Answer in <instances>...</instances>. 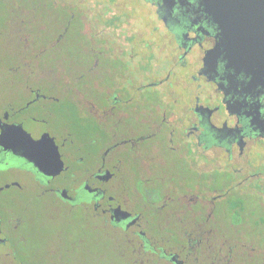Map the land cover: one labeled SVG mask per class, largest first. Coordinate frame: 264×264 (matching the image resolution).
Listing matches in <instances>:
<instances>
[{
	"label": "flooded vegetation",
	"instance_id": "flooded-vegetation-1",
	"mask_svg": "<svg viewBox=\"0 0 264 264\" xmlns=\"http://www.w3.org/2000/svg\"><path fill=\"white\" fill-rule=\"evenodd\" d=\"M105 251L264 264V88L199 0H0V257Z\"/></svg>",
	"mask_w": 264,
	"mask_h": 264
},
{
	"label": "water",
	"instance_id": "water-1",
	"mask_svg": "<svg viewBox=\"0 0 264 264\" xmlns=\"http://www.w3.org/2000/svg\"><path fill=\"white\" fill-rule=\"evenodd\" d=\"M222 36L225 58L264 88V0H199Z\"/></svg>",
	"mask_w": 264,
	"mask_h": 264
},
{
	"label": "rangeland",
	"instance_id": "rangeland-1",
	"mask_svg": "<svg viewBox=\"0 0 264 264\" xmlns=\"http://www.w3.org/2000/svg\"><path fill=\"white\" fill-rule=\"evenodd\" d=\"M52 229V226L50 225V230ZM52 232V230H51ZM38 246L37 247H40V248H47L45 247V240L42 239V240H37L36 241ZM45 254V253H44ZM83 254H77L76 256H74V259L73 257H71V260L68 261V263H65V264H124L122 262V260L120 258H115V256L112 255V253H108V255H106V251L104 253V256L103 257H100L99 259L94 257V256H82ZM42 255H40V259H39V256L37 257H33V256H30L27 259H33L35 261H37L39 259V263H41L42 259H41ZM25 261V259H24ZM0 264H14V262L12 263L11 262V259L10 258H3V257H0ZM64 264V263H62Z\"/></svg>",
	"mask_w": 264,
	"mask_h": 264
}]
</instances>
